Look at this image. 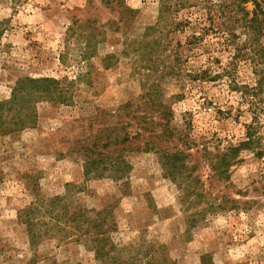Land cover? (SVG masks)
Listing matches in <instances>:
<instances>
[{
    "label": "rangeland",
    "instance_id": "374dc122",
    "mask_svg": "<svg viewBox=\"0 0 264 264\" xmlns=\"http://www.w3.org/2000/svg\"><path fill=\"white\" fill-rule=\"evenodd\" d=\"M263 14L264 0H0V102L27 78L64 89L32 102L33 124L0 113V264H99L105 229L108 264H264ZM248 135L229 170L208 164ZM89 150L128 171L84 175ZM52 204L80 230L46 225Z\"/></svg>",
    "mask_w": 264,
    "mask_h": 264
},
{
    "label": "trees",
    "instance_id": "16d2710c",
    "mask_svg": "<svg viewBox=\"0 0 264 264\" xmlns=\"http://www.w3.org/2000/svg\"><path fill=\"white\" fill-rule=\"evenodd\" d=\"M245 2L251 1V0H243ZM263 18L261 19L264 22V14L262 15ZM256 18V17H255ZM253 20H250L248 23L249 27H253L252 25H254V21L252 23ZM250 23V24H249ZM64 93V89L63 87H61L58 83V81L54 80V79H49V78H42V79H24V80H19L16 83L15 88L12 90L11 96L9 98V100L7 102H0V113H5L8 112L7 108H10V112L11 111H15L14 116L16 118H19V116L24 115V120L19 121L18 124L19 126H24L25 124L28 123L29 124H33L34 120L36 119L35 114L31 113L28 111V107L31 106L32 102L34 101H38V100H53V101H61L62 99V95ZM23 128V127H22ZM141 134V133H140ZM135 136L138 137V134H136ZM141 136V135H140ZM132 139V138H131ZM139 139V138H137ZM259 138H253L251 137V135H248L247 139L245 141L240 142L237 146H229L226 147L222 152L216 150L214 153L208 151V148L204 145L201 148V151H203L205 154L207 152V162L209 165H213V161L212 159L215 160V165H220L221 167H224L226 170L237 162H239L240 159L239 158V153L241 150H245V149H249L252 145L256 144ZM122 141V140H121ZM124 141V140H123ZM186 141V140H185ZM129 142V141H128ZM137 150H139V148H137ZM150 149H140L139 151H148ZM253 151H255V156H257L258 158L263 157L264 158V147L262 148H258V147H253L252 148ZM155 152L158 154V156H160V160L162 164H165L166 161H170L173 166H178L177 164H179V166H183L185 165V162L188 161V156L185 155L184 151H168V150H155ZM87 160L86 162H84V175H93V176H102V172L103 171H110L112 170V173L115 174L116 178H122L126 172L128 171L127 168V164L125 163V161H123L122 158L117 157V159L115 160L116 162H114L113 164H109L108 166H103V164L101 166H97V161L96 159H94L92 157V152L89 150L87 152ZM211 153V154H210ZM262 158V159H263ZM169 159V160H168ZM103 162V160H101ZM165 162V163H164ZM223 164V165H222ZM121 166V167H120ZM106 167H109L106 168ZM122 167H125V169H123ZM216 168V167H214ZM217 169V168H216ZM99 172V173H98ZM218 172V169H217ZM225 171H221L220 173H223ZM102 173V174H100ZM104 176V174H103ZM60 200V197H56L55 199L51 200L50 203H55L56 201ZM58 207H55L54 204H52L48 211L45 212L44 215L47 216L48 220L46 217L45 224H54L56 226H58V228L60 229H65V226H68L67 229L68 230H72V232H76L75 230H80L77 227H81V221L79 220V217L77 216H72L70 215L69 220L68 219L66 221H63L62 218L67 217L68 218V213L67 212V208L63 207L62 211L65 213H62V216H60L57 213H55L56 209ZM36 212L38 213V211L36 210ZM23 215L25 219H23V224L26 226V229L29 231V236L31 235V242H34V234H32L31 232V227L33 225V221L36 220L33 217V214H30V212H23ZM39 214V213H38ZM93 227L96 229L98 227H103V224L105 222H107L106 220L101 219H96L94 218L89 219V221ZM76 228V229H75ZM106 230V237H104V230L102 231V233H100L101 237H97V242L94 245L93 251H94V257L96 258V260L99 262V264H108L106 263V258H108L109 256V252L113 251V247L111 246H106L107 244H104V242L107 243L108 239H107V229ZM65 232V231H64ZM86 230L81 231V236H85L83 238H87L89 239V233H86ZM66 235V232H65ZM64 235V236H65ZM63 236L62 240H65V237ZM72 236H74V234L72 233ZM78 235H75V239H77ZM79 238H81L79 236ZM89 248H92L89 246ZM111 262L110 264H115L116 262V258L110 259Z\"/></svg>",
    "mask_w": 264,
    "mask_h": 264
}]
</instances>
